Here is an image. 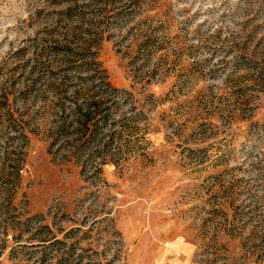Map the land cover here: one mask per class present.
Segmentation results:
<instances>
[{
  "label": "rangeland",
  "instance_id": "1",
  "mask_svg": "<svg viewBox=\"0 0 264 264\" xmlns=\"http://www.w3.org/2000/svg\"><path fill=\"white\" fill-rule=\"evenodd\" d=\"M88 197L115 227L63 264H129L118 220L149 201L195 264H264V0H0V264H39L21 220Z\"/></svg>",
  "mask_w": 264,
  "mask_h": 264
},
{
  "label": "built area",
  "instance_id": "2",
  "mask_svg": "<svg viewBox=\"0 0 264 264\" xmlns=\"http://www.w3.org/2000/svg\"><path fill=\"white\" fill-rule=\"evenodd\" d=\"M75 145V144H73ZM103 146L100 144L99 148ZM106 151H102L99 157H103ZM106 162L103 158L100 162H94L90 170L88 177H99L100 179H105L103 177V164ZM24 170V168H20ZM85 172V171H84ZM99 187V186H98ZM58 199V198H57ZM92 197L80 200L77 203L81 206V210L77 211L78 207L75 208L74 213H69L65 211V203L63 200H58L54 202L48 209V213L37 212L29 214L24 221L21 220L26 226L25 229L28 230L29 243L36 255L35 260L39 261V264H44L50 259V256L54 255L55 252L62 253V255L57 258L53 256L55 262L49 264H63L67 259H69L70 253L76 248V245L81 242L82 239L89 238L92 236L89 231L98 230V225H102L101 234L111 231L115 227L113 221L114 215L112 211H106L105 206L94 202V207H91L90 203ZM69 222L70 225L65 227V224ZM53 224L55 227L60 228L62 233L65 235L64 239H60L58 235L55 234ZM62 225V226H61ZM91 227V230L87 228ZM86 228V229H85ZM91 237V238H90ZM70 238L72 240H70ZM70 240V241H69ZM69 241V242H68ZM120 243L117 250V262L126 263L127 255L132 251V246L127 244L125 240L119 239ZM65 260V261H63Z\"/></svg>",
  "mask_w": 264,
  "mask_h": 264
},
{
  "label": "crops",
  "instance_id": "3",
  "mask_svg": "<svg viewBox=\"0 0 264 264\" xmlns=\"http://www.w3.org/2000/svg\"><path fill=\"white\" fill-rule=\"evenodd\" d=\"M124 205L127 207L125 206V210L122 211L118 223L129 240L136 241L139 238L134 245V249L132 248V253L129 255V264H195L191 255L196 246L188 240L181 228H169L167 225H151L155 215L153 210L148 209L151 205L150 201L145 206L147 208H143L145 212L142 209L139 211L142 216L134 220L135 222L128 216L129 202ZM143 215L148 220V229L145 230L142 229L141 222L139 223V220L144 218ZM163 228L165 229L164 237H162L164 245H161L156 243V241L161 242V240H158L159 238H156V235L160 232L162 234ZM132 238L134 239L132 240Z\"/></svg>",
  "mask_w": 264,
  "mask_h": 264
},
{
  "label": "trees",
  "instance_id": "4",
  "mask_svg": "<svg viewBox=\"0 0 264 264\" xmlns=\"http://www.w3.org/2000/svg\"><path fill=\"white\" fill-rule=\"evenodd\" d=\"M97 66H99V64H98ZM97 68H98V67H97ZM103 81H105V80H103ZM104 85H105V88H104V89H105L107 92H110V91H118V90H119V89L114 88V87L111 88V85H110L108 82H104ZM119 91H120V90H119ZM119 91H118V92H119ZM92 103L94 104V106H93L94 109H96V108L98 107V105H99V104H98L99 102L96 101V100L92 101L90 104H92ZM70 123H72V122H70ZM81 123H82V122H81ZM71 125H72V124H71ZM63 127H65L66 129H63V128L61 127V129H60L59 131L62 133V134H61L62 136H65V133H67V132H66V130H67V124L64 125ZM73 127H74L75 130H72V132H75V133L78 132L79 129L82 130V127H80V126H78V125H77V126H73ZM84 131H85V129H84ZM84 131H83V132H84ZM93 132H94V134L97 133L96 130H93ZM72 134H73V133H72ZM112 135H113V134H112ZM96 139H97V138H96ZM84 140H85V139H84ZM89 141L92 142L93 140H88V143H89L90 146H87L86 144H88V143H85V142L83 141V142H84V147H82L83 150H86V149H87L86 147H89V151H90V150H95V152L98 153V154H100L102 151H106V152L108 151V149L106 148V145H105V144H103V146L99 148L100 144H99L98 142H96V141L94 140L96 143L94 144V143H93L94 141H93L92 144H91V142H89ZM97 143H98V144H97ZM79 145L82 146V142H80V144H77V147H78ZM94 145H95V146H94ZM93 146H94V148L91 149Z\"/></svg>",
  "mask_w": 264,
  "mask_h": 264
}]
</instances>
